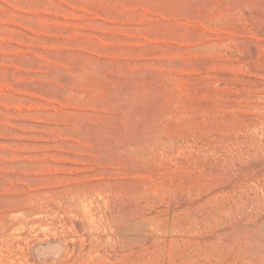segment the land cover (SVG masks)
Here are the masks:
<instances>
[{"label":"rangeland","instance_id":"1","mask_svg":"<svg viewBox=\"0 0 264 264\" xmlns=\"http://www.w3.org/2000/svg\"><path fill=\"white\" fill-rule=\"evenodd\" d=\"M0 264H264V0H0Z\"/></svg>","mask_w":264,"mask_h":264},{"label":"bare ground","instance_id":"2","mask_svg":"<svg viewBox=\"0 0 264 264\" xmlns=\"http://www.w3.org/2000/svg\"><path fill=\"white\" fill-rule=\"evenodd\" d=\"M81 202H82V201H81ZM76 203H77V202H76ZM74 204H75V203H74ZM74 204H73V205H74ZM67 205H68V204H67ZM68 207H69V206H68ZM86 207H87V206H86ZM91 212H92V211H91ZM91 217H92V216H91Z\"/></svg>","mask_w":264,"mask_h":264}]
</instances>
